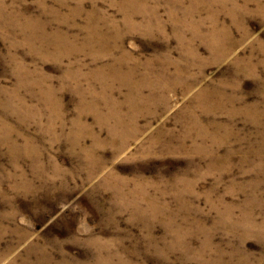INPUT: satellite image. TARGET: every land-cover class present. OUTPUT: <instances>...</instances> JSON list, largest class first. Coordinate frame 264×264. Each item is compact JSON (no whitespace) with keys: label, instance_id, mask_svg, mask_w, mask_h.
<instances>
[{"label":"rangeland","instance_id":"1","mask_svg":"<svg viewBox=\"0 0 264 264\" xmlns=\"http://www.w3.org/2000/svg\"><path fill=\"white\" fill-rule=\"evenodd\" d=\"M0 264H264V0H0Z\"/></svg>","mask_w":264,"mask_h":264},{"label":"bare ground","instance_id":"2","mask_svg":"<svg viewBox=\"0 0 264 264\" xmlns=\"http://www.w3.org/2000/svg\"><path fill=\"white\" fill-rule=\"evenodd\" d=\"M137 7V6H136ZM128 13V12H127ZM127 15V14H126ZM145 15V14H144ZM151 17H152V15H151ZM146 18V17H145ZM148 19V18H147ZM149 19H151V18H149ZM157 22V21H156ZM126 23V22H125ZM150 25H152V23L150 24ZM133 28V27H132ZM216 38V37H215ZM218 39V38H217ZM217 41V40H216ZM138 93V92H137Z\"/></svg>","mask_w":264,"mask_h":264}]
</instances>
